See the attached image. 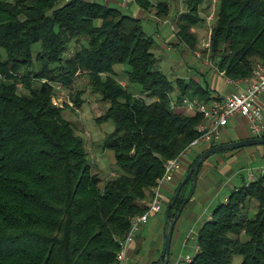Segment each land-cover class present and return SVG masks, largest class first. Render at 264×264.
<instances>
[{
  "label": "trees",
  "instance_id": "1",
  "mask_svg": "<svg viewBox=\"0 0 264 264\" xmlns=\"http://www.w3.org/2000/svg\"><path fill=\"white\" fill-rule=\"evenodd\" d=\"M219 1L210 59L226 77L245 78L264 63V0ZM204 2L184 0L186 10L172 16L177 40L189 50L194 27L205 21ZM122 8L116 0H0V264H120L121 242L132 219L146 211L164 162L198 135L202 114L174 106L185 97L208 101V89L169 78L155 38ZM157 11L169 15L165 1ZM80 75L108 103L97 121L114 124L102 143V152L114 156L104 181L94 171L99 156L63 115L70 105L53 103L56 85L70 88ZM75 93L78 108L82 94ZM196 244L186 264H232L236 254L242 264H264V170L213 207Z\"/></svg>",
  "mask_w": 264,
  "mask_h": 264
},
{
  "label": "crops",
  "instance_id": "2",
  "mask_svg": "<svg viewBox=\"0 0 264 264\" xmlns=\"http://www.w3.org/2000/svg\"><path fill=\"white\" fill-rule=\"evenodd\" d=\"M185 10L186 5L184 3L183 9H180L179 11L183 12ZM171 20H173V18H171ZM167 23L169 22L166 21L165 26L168 25ZM171 32L173 37H176V34H174L173 31ZM167 44L165 43L164 47L170 48V46H167ZM190 53V51H187L186 57L188 56V60L186 59V62L183 61L179 63L178 70L183 72L185 69L188 72L189 70L193 69L194 66H199L200 71L198 70V73L203 76L205 84L202 83L197 74L193 76L181 75V78L186 80H194L196 83L202 84V86L208 89L209 94L207 96L210 99L213 97H222L234 89V86L228 83L226 75L223 74L222 71H220L216 66L206 65L203 60L200 61L195 56L190 57ZM206 73H209L210 75L207 77L205 75ZM177 77L180 76L176 75L175 78ZM192 99L197 98L194 97ZM258 105L261 107L264 117V94L259 97ZM174 110L184 114L190 113V111L186 109L182 103L174 106ZM252 137L258 138L250 132L246 119L237 115L230 118L227 126L223 128L221 136L215 141V143L220 144L233 142ZM196 147L198 148V151L193 153L194 155H192V158L188 160L187 165L182 167L176 173L174 180L177 179L178 183L187 174L189 170V164L193 162V160L200 154L201 151L211 147V144ZM107 151L110 153V150ZM110 155L112 154L110 153ZM189 156H191V154H189ZM256 156H264V145H255L231 151L218 152L211 155L203 162L197 175V185L194 194L192 198L184 204V207L181 213L178 215L175 224L172 239L176 241V251L175 253L171 254L170 260H173L172 263L178 260V256L176 255L177 248H179L180 245H188L191 239L195 245L194 254L191 256L187 255L186 257H193L195 255L198 249L196 244V234L202 222L206 218H209L213 207L217 203L227 200L228 195L233 188L239 187L243 183L249 181L248 174L250 172V168L245 167L246 165L238 166L241 163L239 161L249 157L256 158ZM112 162H114L113 155ZM251 170L254 171L256 175H258L264 169L263 165H256L255 169L251 168ZM189 186L186 189V198L188 192L190 194L192 190L191 183ZM163 188L168 192L169 196L166 197L162 191L164 198V206L162 210L166 207V204L170 201L176 189L171 188V186H166V184L163 186ZM162 210L156 214H153L147 223L140 228L134 241L127 248L128 260L124 264H136V261L139 263L142 262V264H155L160 259L164 246V233L166 224L165 220H162L160 217ZM133 260L134 262H132Z\"/></svg>",
  "mask_w": 264,
  "mask_h": 264
},
{
  "label": "rangeland",
  "instance_id": "3",
  "mask_svg": "<svg viewBox=\"0 0 264 264\" xmlns=\"http://www.w3.org/2000/svg\"><path fill=\"white\" fill-rule=\"evenodd\" d=\"M96 1L100 3H104V0H91ZM115 1V0H114ZM120 6L123 4L121 3L123 0H116ZM151 2V7L148 9H144L140 7L138 4L135 3V1H131L127 7H123L122 10L125 13H132L135 17L141 18L142 27L144 31L148 35H152L156 40V47L155 53L156 56L159 58V65L160 69L171 79H174L175 76H193L198 75V77L201 79L202 83L205 84L203 76L198 73V70L200 71L199 66H194L193 69L189 70L188 72L184 69L183 72H180L178 70V65L181 62H186V59L188 58L187 51H190L189 54L191 56H195L200 61L205 62V58L209 57L210 60V37L212 28L216 24V10L219 5V0H204L203 4V10L200 11V17L204 19L202 25L198 26L196 25L194 29L196 30V45L193 50H189L186 48V46L182 43H179L177 40V37H173L172 30H171V24H173V21L171 20L173 14L175 12L181 13L179 10L183 9L184 7V1L183 0H160L165 1L167 6L169 7V15L166 18H162L160 15H158L157 11V3H159V0H149ZM115 3V2H114ZM112 5L119 6L117 3ZM207 7L205 8V6ZM124 6V5H123ZM166 21L168 25L165 26ZM171 21V22H170ZM209 21V22H208ZM175 25V24H173ZM177 28V26H175ZM174 34L175 31H174ZM177 36V35H176ZM166 41V42H165ZM178 41V44H177ZM204 42H207L204 45ZM165 43L167 46H170V48H165ZM209 49V50H207ZM39 50V44L33 45V53L36 54ZM196 52H199L202 56L197 57ZM188 60V59H187ZM211 64L206 65H213L215 64L211 62ZM212 67V66H211ZM121 66H117L116 70H120ZM207 77L210 75L209 73L205 74ZM122 76V75H121ZM122 83L126 85V81L122 80ZM132 90L134 87H131ZM57 90V89H56ZM79 91L81 95L82 104L80 107L75 108L73 101V96L76 94L75 92ZM177 92L176 90H173L171 92V98L176 99ZM55 97L61 99L59 103H57L56 106L58 107H66L68 104L72 103V107H66L63 110L64 117L76 125V133L77 135L84 140L85 143L88 144V146L91 147L90 152L91 155H98L99 159L97 160V164L95 165L94 171H97L100 173V177L104 181L105 178L111 175V168L114 167V162H112V155L113 152L110 150V153L105 150L102 152V143L106 137L107 134H109L114 127V124L112 120L102 121L99 122L97 119L103 115L105 110L108 107L107 102H103L101 100V97L98 93H94L92 90V86L89 82V77L86 75H80L75 78V81L73 85L69 88H63L61 90H57V93ZM55 101V100H54ZM61 104V105H60ZM255 146V145H251ZM251 146H245L241 148L251 147ZM240 149V148H237ZM235 150V149H234ZM198 148L193 147L191 148V156H188L186 160L183 161V166H186L188 163V160L192 158L193 153L197 152ZM231 151V150H226ZM224 152V151H220ZM218 153V152H217ZM91 160V158H90ZM93 162V159L91 160ZM241 162L238 166L246 165L245 167H249L250 170L255 169V166L257 165H263L264 169V156H256V158L249 157L243 160H240ZM249 165V166H247ZM242 173V172H241ZM243 174V173H242ZM178 180L175 179L174 181L167 183L166 186H171V188H177L178 186ZM190 187V186H189ZM190 190V188H189ZM163 193L166 195V197L169 196L168 192L163 188ZM187 194V191L185 192ZM189 192L187 195V198L189 196ZM165 211L166 208L162 210V214L160 215L162 220H165ZM152 217V216H151ZM150 217V218H151ZM149 218V219H150ZM173 240V239H172ZM194 244L192 242V239L189 241L188 245H180L179 248H177L176 255L178 256V260L174 263H172L173 260H170L169 264H186V256L187 255H193L194 254ZM170 258L171 254L175 253L176 251V241H171V248H170ZM134 262V260L132 261ZM136 264H142L136 261ZM232 264H242V256L241 255H234L232 259Z\"/></svg>",
  "mask_w": 264,
  "mask_h": 264
},
{
  "label": "built area",
  "instance_id": "4",
  "mask_svg": "<svg viewBox=\"0 0 264 264\" xmlns=\"http://www.w3.org/2000/svg\"><path fill=\"white\" fill-rule=\"evenodd\" d=\"M131 1L134 0H123L121 3L124 6L121 7H127ZM171 29L174 32L173 24H171ZM206 43L204 42V45ZM195 54L197 57L202 56L196 51ZM205 62L211 64L209 57L205 58ZM227 81L234 86V89L222 97H213L208 101H199L188 97L183 99L182 104L186 109L191 113L199 112L203 116V120L196 126L198 135L179 155L164 162L162 175L152 187L150 196L144 200L146 211L132 219L129 231L121 242V248L117 254V261L120 264L127 262V248L134 241L140 228L153 214L162 210L164 206L163 186L174 180L176 173L183 166V161L189 156L191 148L215 142L221 136L222 130L227 126L230 118L237 115L246 119L250 132L254 136L264 137V117L261 107L258 105L259 97L264 94V63L257 64L250 76L239 79L227 77ZM56 89H63L62 84L56 85ZM60 101L61 99L53 97L54 104L57 105ZM249 171V180H253L256 173L252 170Z\"/></svg>",
  "mask_w": 264,
  "mask_h": 264
},
{
  "label": "water",
  "instance_id": "5",
  "mask_svg": "<svg viewBox=\"0 0 264 264\" xmlns=\"http://www.w3.org/2000/svg\"><path fill=\"white\" fill-rule=\"evenodd\" d=\"M251 145H264V138L261 137H252V138H246L243 140L233 141V142H226V143H220L214 146L209 147L202 153H200L192 162L187 174L185 177L179 182L176 191L174 193V196L169 201V203L166 206L165 211V233H164V246L163 251L160 256V259L156 262V264H169L170 262V248H171V241H172V235L175 228V224L177 221V216L181 213L184 204L190 200L194 194L196 185H197V175L201 168V165L203 162L210 157L211 155L220 152V151H226V150H234L237 148L245 147V146H251ZM191 179L192 184V190L188 198L185 199L183 202V205L179 208L177 212L176 217H171L170 212L171 209L174 207V205L177 202V199L180 195L182 187L185 185L186 182H188Z\"/></svg>",
  "mask_w": 264,
  "mask_h": 264
}]
</instances>
